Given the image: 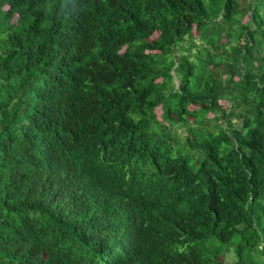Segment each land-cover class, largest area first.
I'll use <instances>...</instances> for the list:
<instances>
[{
	"label": "trees",
	"instance_id": "1",
	"mask_svg": "<svg viewBox=\"0 0 264 264\" xmlns=\"http://www.w3.org/2000/svg\"><path fill=\"white\" fill-rule=\"evenodd\" d=\"M225 262L264 264V0H0V264Z\"/></svg>",
	"mask_w": 264,
	"mask_h": 264
},
{
	"label": "rangeland",
	"instance_id": "2",
	"mask_svg": "<svg viewBox=\"0 0 264 264\" xmlns=\"http://www.w3.org/2000/svg\"><path fill=\"white\" fill-rule=\"evenodd\" d=\"M195 36H198V33L197 32H195V34H194ZM224 264H228V262H225Z\"/></svg>",
	"mask_w": 264,
	"mask_h": 264
}]
</instances>
